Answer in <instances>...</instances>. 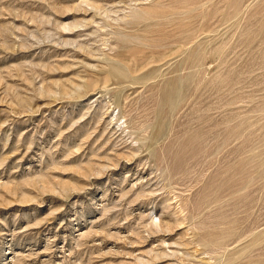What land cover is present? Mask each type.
I'll list each match as a JSON object with an SVG mask.
<instances>
[{"label":"rangeland","instance_id":"374dc122","mask_svg":"<svg viewBox=\"0 0 264 264\" xmlns=\"http://www.w3.org/2000/svg\"><path fill=\"white\" fill-rule=\"evenodd\" d=\"M0 264H264V0H0Z\"/></svg>","mask_w":264,"mask_h":264}]
</instances>
